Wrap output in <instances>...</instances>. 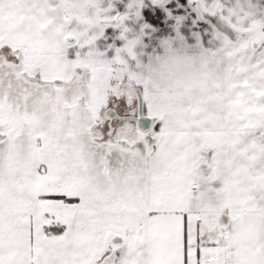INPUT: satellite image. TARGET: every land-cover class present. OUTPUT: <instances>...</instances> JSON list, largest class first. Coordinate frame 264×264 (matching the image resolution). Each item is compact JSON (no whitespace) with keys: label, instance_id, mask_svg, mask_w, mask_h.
I'll return each mask as SVG.
<instances>
[{"label":"snow or ice","instance_id":"6c2138e0","mask_svg":"<svg viewBox=\"0 0 264 264\" xmlns=\"http://www.w3.org/2000/svg\"><path fill=\"white\" fill-rule=\"evenodd\" d=\"M0 264H264V0H0Z\"/></svg>","mask_w":264,"mask_h":264}]
</instances>
